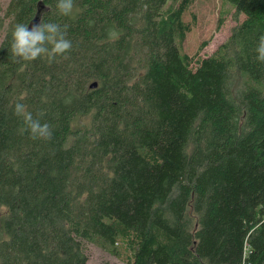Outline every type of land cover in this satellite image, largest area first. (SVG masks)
Segmentation results:
<instances>
[{"label": "trees", "instance_id": "trees-1", "mask_svg": "<svg viewBox=\"0 0 264 264\" xmlns=\"http://www.w3.org/2000/svg\"><path fill=\"white\" fill-rule=\"evenodd\" d=\"M223 1L244 19L205 58L209 40L183 49L195 0H75L70 16L9 1L0 264H89V245L127 264H264V0ZM41 21L66 25L71 51L14 58L15 25ZM17 102L51 140L21 133Z\"/></svg>", "mask_w": 264, "mask_h": 264}, {"label": "clouds", "instance_id": "clouds-1", "mask_svg": "<svg viewBox=\"0 0 264 264\" xmlns=\"http://www.w3.org/2000/svg\"><path fill=\"white\" fill-rule=\"evenodd\" d=\"M76 7L75 0H57L56 8L62 16H70ZM73 45L67 38V26L55 22H39L31 27L18 23L12 32L11 54L17 60L35 61L47 58L49 62L57 56H65ZM256 59L264 62V35H260L256 46ZM14 114L21 117L23 124L21 133L28 131L33 139L51 140L53 129L47 122L34 118L24 103L14 105ZM44 113H39L43 117Z\"/></svg>", "mask_w": 264, "mask_h": 264}, {"label": "rangeland", "instance_id": "rangeland-1", "mask_svg": "<svg viewBox=\"0 0 264 264\" xmlns=\"http://www.w3.org/2000/svg\"><path fill=\"white\" fill-rule=\"evenodd\" d=\"M10 0H0V26H5L4 14ZM233 9L230 4L223 0H195L191 9L184 16V20L189 26L186 41L183 49L186 53L193 55L205 40L209 44L199 54L200 58H205L212 54L230 36L232 28L244 19L241 15L239 20L233 17ZM223 24L218 30L220 19ZM5 33V27L0 29V43ZM195 68V64L193 65ZM87 254L89 264H127L118 257L94 246L89 245Z\"/></svg>", "mask_w": 264, "mask_h": 264}, {"label": "water", "instance_id": "water-1", "mask_svg": "<svg viewBox=\"0 0 264 264\" xmlns=\"http://www.w3.org/2000/svg\"><path fill=\"white\" fill-rule=\"evenodd\" d=\"M92 87H95V84Z\"/></svg>", "mask_w": 264, "mask_h": 264}, {"label": "built area", "instance_id": "built-area-1", "mask_svg": "<svg viewBox=\"0 0 264 264\" xmlns=\"http://www.w3.org/2000/svg\"><path fill=\"white\" fill-rule=\"evenodd\" d=\"M243 264H246V263H245V261H244V263H243Z\"/></svg>", "mask_w": 264, "mask_h": 264}]
</instances>
